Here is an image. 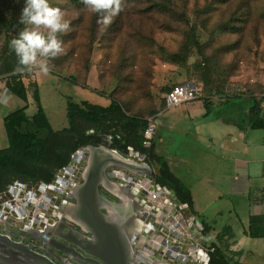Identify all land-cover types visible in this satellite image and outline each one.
Here are the masks:
<instances>
[{
  "label": "rangeland",
  "instance_id": "1",
  "mask_svg": "<svg viewBox=\"0 0 264 264\" xmlns=\"http://www.w3.org/2000/svg\"><path fill=\"white\" fill-rule=\"evenodd\" d=\"M49 4L70 23L67 32L57 35L63 53L50 61L48 73L38 68L36 73L50 120L57 111L56 128L67 126V97L98 105L114 99L127 114L149 124L163 110L167 90L190 80L205 79L206 102L236 92L264 96V0H124L123 10L108 25L83 0ZM30 103L28 114L35 109ZM152 180H143V186L156 190ZM151 207L139 201L134 209ZM171 208L188 221L186 207L175 203ZM156 210V217L166 214ZM14 230L5 225V232ZM148 233L145 228L139 236ZM201 241L197 246L203 253Z\"/></svg>",
  "mask_w": 264,
  "mask_h": 264
},
{
  "label": "crops",
  "instance_id": "2",
  "mask_svg": "<svg viewBox=\"0 0 264 264\" xmlns=\"http://www.w3.org/2000/svg\"><path fill=\"white\" fill-rule=\"evenodd\" d=\"M35 69L37 73V68ZM36 77L37 75L34 81L39 92ZM7 82L6 77H0V96L6 92L9 97L7 103H0V150L8 146L3 127L4 117L13 112L12 108L23 106L10 93ZM253 96L259 101L260 119L264 120V96ZM250 97L236 92L216 101H208L211 103L208 108L202 100L174 109L163 108L153 122L154 155L167 163L170 173L191 195L192 214L188 221L184 220L182 223L187 228L181 233L188 239L184 243L191 248L189 256L197 254L198 264L207 263L204 246L214 244L219 234L224 235V241L229 245V251L238 264H264V238L252 239L246 234L249 219L264 216V128L253 129L248 124V110L252 105ZM39 100L52 130L59 132L67 128L64 125L56 128L55 122L59 120L57 111L54 108L50 120L40 93ZM30 101L29 96V106ZM108 105L109 102L103 99L99 106ZM35 111L34 109L27 115L32 116ZM128 154L121 155L127 157ZM134 159L136 163L144 162L148 165L153 171L152 178H155L158 172L155 163L141 155ZM140 186L143 187L142 182ZM162 195L166 198L160 195L155 197L159 201H156V208L167 210L160 219H183L181 214L176 215L171 208L175 203L181 205L173 194L169 192V196ZM149 199L147 197L146 201L153 205L154 202ZM172 201L175 203L172 204ZM201 224L208 228L206 236L201 235ZM168 227L176 230L172 225ZM193 233L201 235L203 253L199 251V246L193 252L192 242L189 244Z\"/></svg>",
  "mask_w": 264,
  "mask_h": 264
},
{
  "label": "trees",
  "instance_id": "3",
  "mask_svg": "<svg viewBox=\"0 0 264 264\" xmlns=\"http://www.w3.org/2000/svg\"><path fill=\"white\" fill-rule=\"evenodd\" d=\"M24 6L25 0H0V77L8 79V90L23 103L21 108L3 119L8 146L0 150V194L7 192L15 183L51 184L58 173L69 165L71 157L78 150L101 146V138L108 137L111 139V148L119 154L127 155L129 149H132L155 163L158 169L154 178L155 185L172 193L192 214L189 190L173 177L167 163L154 155L152 142L149 147L144 145L148 120L127 114L116 100L107 99L109 105L103 107L67 97V128L59 132L52 130L40 104L36 82L29 79L27 69L22 72L16 70L18 60L9 49L10 40L24 27L19 22V12ZM202 80L190 81L201 84L206 94V81ZM249 95L252 105L248 110V124L250 128L263 129L264 120L260 119L259 101ZM29 96L36 110L32 116L27 115ZM200 100L208 108L205 97ZM200 231L202 236L208 234V228L203 224L200 225ZM246 234L252 239L264 238V216L251 217ZM205 253L207 264H238L222 234L216 236L214 244L205 248Z\"/></svg>",
  "mask_w": 264,
  "mask_h": 264
},
{
  "label": "water",
  "instance_id": "4",
  "mask_svg": "<svg viewBox=\"0 0 264 264\" xmlns=\"http://www.w3.org/2000/svg\"><path fill=\"white\" fill-rule=\"evenodd\" d=\"M104 139H107L106 146H88L76 152L71 157L69 165L58 173L51 184L38 183L36 185L39 192L30 193L27 198L29 203L33 205L29 214L30 221L34 220V226H36L40 216L39 209L44 205L52 206L54 200L71 201L73 203L70 205L69 211L65 213L69 215L65 219L66 222L80 227L83 232L92 234L93 237H99L100 240L109 241L114 237H131L130 248L126 247V262L131 257L132 263L135 264H177V262H179L178 264H198L195 253L191 257L192 263H188V252L191 251V248L188 246L187 251H184V242L186 241L184 235H177L161 228L160 221L163 222L166 219L163 217L159 219V217L154 216L157 212L156 209H158L155 205L157 202H154V207H151L149 211L132 213L126 225L128 236L125 234L123 224L118 222L112 225L107 222V216L101 212V204L107 202L100 195L99 189L115 197L119 204L114 205V207L117 209L116 211L122 212L125 208L124 202L128 204L134 201L147 202L144 198L147 197V192L139 184L143 180H148L153 184V171L144 162L136 163L134 157L140 156L138 153L130 150L128 156L124 157L111 148L109 138ZM107 169L110 172L106 173ZM134 184L137 187H134ZM148 191L150 192V188ZM14 194H16L15 188L10 187L7 192L0 194V198L2 197L4 200L3 212L11 216L13 222L19 223L24 221L25 217L24 213L20 211L21 209L19 210L20 206L15 204L18 198L13 197ZM146 204L149 207L152 205L150 202ZM51 210L50 207L49 213ZM147 212L150 213L147 214ZM134 221L149 229L148 239L140 237L139 231L129 233V225ZM180 221L184 223L181 217ZM9 226L16 228L13 224ZM56 237L52 236V239L59 242L60 240ZM179 238H184L182 244H179V242L181 243ZM193 238L195 242H192L193 246L191 247H193L194 252L199 244L200 236L193 233ZM3 239L8 240L7 236L0 235V244L4 241ZM49 248L47 250L48 256H45L46 261L48 264H59L56 259L52 258L54 250L56 251L55 247L49 245ZM138 256L142 258L140 259ZM97 259L105 264H117L119 257L117 250L114 249L108 255V261H106V256H99Z\"/></svg>",
  "mask_w": 264,
  "mask_h": 264
},
{
  "label": "flooded vegetation",
  "instance_id": "5",
  "mask_svg": "<svg viewBox=\"0 0 264 264\" xmlns=\"http://www.w3.org/2000/svg\"><path fill=\"white\" fill-rule=\"evenodd\" d=\"M104 138H101V146H106L107 139ZM108 172L110 171L107 169L106 173ZM28 185H31V187H28ZM12 187L16 190L13 197H17V201L22 203L18 205L15 202L18 207L20 206L19 210L21 209L20 211L24 213L25 220L19 223L13 222L11 216H6L3 212L4 200L2 197L0 198V235L8 238V240L3 239L4 241L0 244V264H48L45 256H48L49 245L55 247L56 251L54 250L52 258L56 259L59 264H105L97 257L106 256V261H108V255L114 249L117 250L119 257L117 264H135L132 263L131 257L128 262L125 261L126 247L130 248L131 237H114L109 241L100 240L99 237H93L92 234L83 232L80 227L66 222L65 219L69 215L65 213L69 211L70 205L73 203L71 201L54 200L52 206L44 205L39 209L40 216L36 226H34V220L30 221L29 219L33 205L29 203L27 198L30 193H37L39 190L36 185L30 183H15ZM99 193L107 202L101 204V212L107 216V222L112 225L118 222L123 224L125 234L128 236L126 225L132 213L135 212V205L139 201L129 204L124 202L125 208L122 212H119L114 207V205L119 204L115 197L102 189H99ZM36 198L39 197L36 196ZM144 198L146 199V197ZM50 207L52 208L51 213H49ZM10 224H13L16 230L5 232V225ZM52 236H57L56 238L60 241H54ZM184 248L186 252L188 246L185 245ZM188 263H192L191 256L188 257Z\"/></svg>",
  "mask_w": 264,
  "mask_h": 264
},
{
  "label": "clouds",
  "instance_id": "6",
  "mask_svg": "<svg viewBox=\"0 0 264 264\" xmlns=\"http://www.w3.org/2000/svg\"><path fill=\"white\" fill-rule=\"evenodd\" d=\"M83 3L91 12L102 14L100 22L104 25L110 24L124 7V0H83ZM19 22L24 27L9 42V49L18 60L16 70L22 72L36 67L48 73L50 61L64 51L57 35L69 30V21L60 8L50 6L49 0H25ZM8 99L5 92L0 96V103H7Z\"/></svg>",
  "mask_w": 264,
  "mask_h": 264
},
{
  "label": "built area",
  "instance_id": "7",
  "mask_svg": "<svg viewBox=\"0 0 264 264\" xmlns=\"http://www.w3.org/2000/svg\"><path fill=\"white\" fill-rule=\"evenodd\" d=\"M29 74V79L31 81L35 80V74L36 69L35 67H32L31 70H26ZM202 97H204L203 92V86L199 83L193 82V81H186L183 83H180L178 85H175L169 93H166L164 95V108L165 109H174L178 108L181 105L200 100ZM155 126L153 122H149L148 129L144 133V138L146 142L144 143L145 147H149L150 141L152 140L154 136ZM151 191H157V192H166V194L169 196V192H167L165 189H161L157 187V189H150ZM264 196V193H262ZM206 262H208L207 255L205 256Z\"/></svg>",
  "mask_w": 264,
  "mask_h": 264
},
{
  "label": "bare ground",
  "instance_id": "8",
  "mask_svg": "<svg viewBox=\"0 0 264 264\" xmlns=\"http://www.w3.org/2000/svg\"><path fill=\"white\" fill-rule=\"evenodd\" d=\"M145 185H146V184H145ZM145 185H144L142 188L145 189V191L147 192V197L150 198L149 200H150L151 202H156V201L159 202L158 199L155 198V197L158 196V195H160V196L166 198L165 195H162V192H156V191H155V194H157V195H155V194L153 193V191L149 192V191H148V188H146ZM139 186H140V184H139ZM134 187H137V185L134 184ZM140 187H141V186H140ZM163 194H166V192H163ZM147 197H146V198H147ZM161 199H162V198H161ZM158 204H159V203H158ZM158 207H159V206H158ZM160 208H162V207L160 206ZM149 213H150V212H149ZM149 213L147 212V214H149ZM159 219H160V218H159ZM169 219H170V222L167 223V221H168ZM171 225L174 226V227L176 228L175 231H173V229L171 230V229L168 227V226H171ZM161 228H162V229H166L167 231L173 232L174 234H177V235H183L184 233H181V232H183V229H186L187 227L181 223L180 219H178L177 221H174V220H171V218H166L165 221L161 222ZM143 229H145V226H144L143 224L134 221V222H132V223L129 225L128 231H129V233H134V232H136V231H140V230H143ZM183 237H184V236H183ZM178 240L181 241V243H180L179 241H177V242H179V244H182V243L184 242V238H179ZM138 258L141 259L142 257H141V256H138Z\"/></svg>",
  "mask_w": 264,
  "mask_h": 264
}]
</instances>
